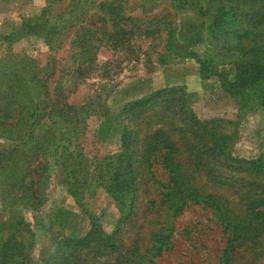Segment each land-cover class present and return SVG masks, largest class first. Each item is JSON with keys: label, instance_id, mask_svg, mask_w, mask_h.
<instances>
[{"label": "rangeland", "instance_id": "1", "mask_svg": "<svg viewBox=\"0 0 264 264\" xmlns=\"http://www.w3.org/2000/svg\"><path fill=\"white\" fill-rule=\"evenodd\" d=\"M59 1L45 19L53 24L73 2ZM213 2L89 0L79 21L65 16L68 25L56 31L41 26L19 36L26 20L43 25L36 17L48 1L0 0V37L16 35L0 38L1 88L9 80L4 71L33 70L39 79L35 100L65 111L57 113L60 127L45 156L32 163L35 178L44 182L40 204L33 208L23 200L15 208L31 225L30 247L25 257L7 263L223 264L227 235L210 203L202 201L217 197L231 214L255 218V237L236 250L234 263L264 264V217L256 213L264 211V172L249 169L264 158V111L257 105L243 109L224 87L240 53L233 50L238 44L233 26L216 32L209 24ZM111 7L134 22L114 25L104 18ZM263 12L264 0L250 5L241 29L264 42V21L258 27L251 22ZM146 24L153 33L137 30ZM183 24L186 42L168 43ZM81 25L84 35L91 30L106 37L121 26L130 34L125 45L102 40L94 57L86 55L91 67L75 74L71 53L80 51L73 43ZM204 59L218 63L220 73H203ZM40 129L37 141L44 135ZM211 132L231 157L214 151ZM55 144L66 151L57 152ZM10 145L0 138V148ZM2 206L0 196V211ZM7 208L0 212L3 223L13 214ZM5 234L0 230V258L1 249L10 246L3 245ZM106 235L114 236L116 252L104 242ZM15 236L12 246L22 238ZM86 237H91L86 244L77 242Z\"/></svg>", "mask_w": 264, "mask_h": 264}, {"label": "trees", "instance_id": "2", "mask_svg": "<svg viewBox=\"0 0 264 264\" xmlns=\"http://www.w3.org/2000/svg\"><path fill=\"white\" fill-rule=\"evenodd\" d=\"M47 1L48 6L42 10L40 16L36 17L40 18L38 21L44 20L43 25L35 24L33 20H26L22 28L23 34L19 36L29 35L33 33L36 28L41 26L45 31L46 29L56 31L59 26L64 24L68 25L69 22H65V16L70 17L72 20L80 19V15L85 13L84 8L89 2V0H73L57 18L58 23L53 24L45 19H47L50 14L49 10L56 3H60V1ZM214 1L212 7H214L215 13L213 14V18L208 20L209 24H211L213 28L214 26L216 27L214 29L216 32L225 29L227 25L233 26L235 32L234 36L238 40V44L235 45L233 50L240 53L239 60L234 63L235 74L233 77L223 79L224 87L226 91L234 95L238 104H241L243 109H252L257 105V109H262L264 111V42L252 38V33L249 32V30L241 29L242 24L246 21L244 20L243 22L242 16L247 15L250 5L252 6V4H256L258 1L262 2L263 0H224L225 3L227 1L226 5H222L220 2L222 0ZM118 9L119 8L111 7L110 10L108 9V12H106L104 18L107 20L110 19V22H113L114 25H116L118 20L121 22L124 21L125 23L134 22L132 18L120 17V11ZM199 10L202 12L205 11L203 6H201V8L199 7ZM256 17L258 18H256V20L253 18L251 22L254 23L255 27H258L257 23L260 20L264 21V12L260 17L259 15H256ZM100 20H103V18L101 17ZM146 25L145 28L141 26L136 28L137 30H145L144 34L147 35L153 33L151 26L148 24ZM182 28H184V24L183 27H180L179 32L169 35L168 43L172 44L176 40L186 42V37H183V32L181 33L183 30ZM85 29L86 28L81 25L79 29L76 30V42L73 43L74 46L78 44L80 48L78 53H71V58L75 62V65L73 64L72 73L75 74H81L84 70L91 67L92 63L87 60L88 56L86 55H93L94 57L98 48H100L99 44L102 40L106 39L108 42L115 40V44L125 45L128 41L127 36L130 34V31L126 30L125 26H121L120 32H114L113 30L107 32L106 37L95 36V33L89 34L91 30H88V34L84 35V32L87 31ZM147 35L145 36L148 37ZM13 37H16V35L9 37L1 36L0 38L10 40ZM200 63L203 73L209 72V69H215L218 74L220 73L218 72V63H210L207 59L200 60ZM2 76H8L9 80L4 91L0 86V138L6 139L11 145L7 148H0V196L3 201L2 210L0 212L6 211V209H8L7 207L11 206L13 207V214L11 218L4 220V223L1 221L2 215L0 216V230L6 231V239L3 245L5 246L6 244L7 246V244H10V246L1 249L3 255H1L0 258V264H16L7 263L8 258L15 259L18 256H26L24 250L30 247L27 243L30 237H32V230L30 223L25 222L21 216L18 217L15 208L17 204L23 200L31 202L33 208L40 204L44 182L42 181V177L38 179L35 178L37 172L35 173L36 169L32 166V163L34 158H37L39 154L45 156V151L48 149L49 143L53 141L50 136L55 137L56 130L60 127L56 128L58 123L56 120L57 113H65V111H61L60 109L59 112H55L46 100H35L34 95L38 89L39 79L33 70L23 71L16 68L12 72L4 71ZM24 77L27 79L24 80ZM42 87H44V85L41 84L39 92ZM157 95H159V93H157ZM201 126L206 127V123H203ZM37 127H40V130L44 129L43 138L39 141H37V136L40 133ZM211 136L213 139L214 151L218 154L231 157V154L226 152L227 148L224 146L221 138L213 132H211ZM55 145L57 152H59V149H61L63 153L66 151V147ZM263 160L264 158L261 156L258 161L251 162L250 171H261L263 173ZM46 166L47 163L44 162L43 171L46 169ZM127 189L120 190L119 193ZM112 190L118 191V188L114 189V187H112ZM195 198H197V196H195ZM186 199L187 198L182 197L179 200L182 206L186 205L188 201ZM202 201L210 203L209 207L217 214L224 232L227 235L228 242L224 251L223 264H235L233 260L236 250L240 246L245 245L247 240L253 238L256 231V225L253 224L255 222V218L252 216L253 214H248L244 216V218L233 215L226 208L224 201L217 197H210L208 199L203 198ZM260 205L261 204H258V206ZM256 213L262 214L264 217L263 210ZM256 213H254V215H256ZM21 226L23 227L22 229H20ZM15 233L22 237L20 241L15 243L17 248L12 246L11 243V241H14L16 238ZM90 238L91 237H86L77 242L86 244L89 242ZM103 240L111 247L112 251L116 252V250L119 249L114 242L113 235H106Z\"/></svg>", "mask_w": 264, "mask_h": 264}]
</instances>
